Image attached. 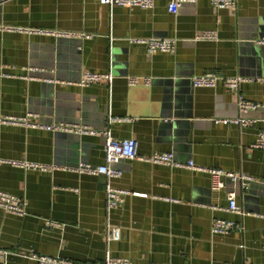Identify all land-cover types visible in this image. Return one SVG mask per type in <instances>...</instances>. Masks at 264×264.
<instances>
[{
  "label": "crops",
  "instance_id": "crops-1",
  "mask_svg": "<svg viewBox=\"0 0 264 264\" xmlns=\"http://www.w3.org/2000/svg\"><path fill=\"white\" fill-rule=\"evenodd\" d=\"M168 0L151 9L103 5L97 0H0V26L75 35L0 30V117L37 115L40 123L109 129L133 138L140 155L172 152L176 160L244 173L241 182L137 159L110 164L120 177L78 173L81 162L104 164V138L0 122V156L56 167L53 171L0 165V190L26 201L22 216L0 208V247L101 263L106 251L130 264H264V149L251 148L264 129V0H236L216 9L207 0ZM214 31L215 39H198ZM132 37L175 38L174 52L147 53ZM110 72L111 82L79 85L83 71ZM212 72L216 87H193L191 77ZM244 78L237 92L221 79ZM135 77V84L129 78ZM147 77V82L144 78ZM258 104L247 127L216 123L237 116V96ZM122 120L112 121L114 118ZM138 195L105 209L104 185ZM233 190L245 214L228 211ZM139 194H143L139 195ZM239 225L212 233L213 219ZM60 224L48 227L45 221ZM120 238L107 240L106 227ZM0 264H38L8 255Z\"/></svg>",
  "mask_w": 264,
  "mask_h": 264
},
{
  "label": "built area",
  "instance_id": "built-area-1",
  "mask_svg": "<svg viewBox=\"0 0 264 264\" xmlns=\"http://www.w3.org/2000/svg\"><path fill=\"white\" fill-rule=\"evenodd\" d=\"M103 5H116L124 7H138L142 9H151L154 7L156 0H97ZM199 0H168L167 10L171 13H176L178 8L182 3H195ZM216 9H234L236 6V0H207ZM0 30L7 31H19L28 34L39 33V34H54V35H75L74 33L67 32H51L43 29H32L26 27H16V26H0ZM198 39H215L216 35L214 31H205L197 36ZM131 43H140L145 46L147 53L153 54L156 52H174L176 47L175 38H156V37H132L130 38ZM259 43H264V38L258 41ZM112 74L110 72L98 73L93 71L85 70L83 71L81 78L77 83L79 85H89L94 83H99L101 81L111 82ZM135 77L129 78L130 84H135L137 81ZM148 78L145 77L144 81L147 82ZM219 77L212 72H205L193 75L191 77V82L193 87H209L214 88L218 83ZM223 85L234 92L238 91L239 84L244 78L240 76L235 77H225L221 79ZM258 107L257 103L245 100L241 95L237 96V109L238 115L233 118H216L214 121L216 123H222L224 125L234 124L238 127H247L254 122L253 119L249 118L245 114L252 109ZM37 117L34 113H26L21 116L17 115H4L0 117V122H7L14 125H21L26 127H36L46 131H68L74 132L82 135H96L100 134L104 138V164L97 167H92L88 163H79L75 170L78 173H99L104 174L107 178L120 177L122 171L118 168H113L110 166L112 163L118 162L120 159H137L144 162H149L153 164H162L172 167H183V168H195L199 171L206 172L210 175L211 188L218 191L224 187V182L222 177L228 179L239 181L244 187L247 186L248 182L253 180V178L244 173H235L233 171H227L220 168H206L203 166H197L192 160L185 162L176 160L172 152H153L149 155H140L136 150V141L133 138L125 139H114L111 136L109 129L104 131H96L84 125L77 124H67V123H40L35 120ZM115 120H122L121 118H114ZM251 148L264 149V129L258 130L253 143L250 145ZM6 164L12 167H18L26 170H39V171H53L56 169L53 165H46L43 163H37L28 160H18V159H6L0 156V165ZM105 192V209L107 211L120 206L123 203L125 195H138L136 192H130L129 190L114 187L108 182L104 185ZM144 196L143 194H139ZM226 197L228 201L227 210L234 213H239L241 215L245 214L244 211L238 207L236 203V194L233 190H228L226 192ZM0 208L6 212L14 215L22 216L26 213V201L21 197L10 194L6 191L0 190ZM45 225L48 227H59L60 224L51 222L49 220L45 221ZM239 228V225L231 220H226L223 218L213 219L211 222V232L212 233H228L232 229ZM106 238L107 240H117L120 238V230L118 227L107 225L106 227ZM19 255L25 258H29L37 262L38 264H88L85 262H75L70 259H65L61 257H52L48 255H42L35 252L26 251H15L0 247V260L7 259L8 255ZM97 264H130L129 260L124 257L112 256L109 251L105 252L104 259L101 263ZM162 264V263H156ZM171 264V263H170ZM189 264H202V263H189ZM262 264V263H255Z\"/></svg>",
  "mask_w": 264,
  "mask_h": 264
}]
</instances>
